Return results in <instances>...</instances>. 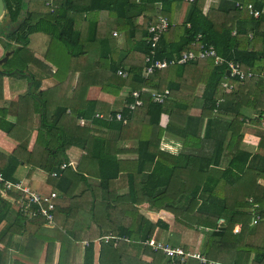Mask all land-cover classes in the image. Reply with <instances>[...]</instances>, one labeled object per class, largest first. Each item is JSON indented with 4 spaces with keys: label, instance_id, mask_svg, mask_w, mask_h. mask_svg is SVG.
I'll return each mask as SVG.
<instances>
[{
    "label": "trees",
    "instance_id": "obj_1",
    "mask_svg": "<svg viewBox=\"0 0 264 264\" xmlns=\"http://www.w3.org/2000/svg\"><path fill=\"white\" fill-rule=\"evenodd\" d=\"M204 1L3 0L4 16L10 17V23L1 20L0 36L6 41L2 42L4 49L13 51L6 61V70L32 77L29 95L33 107L28 113L39 115V127L34 146L27 151L34 128L27 121L24 141L18 143L14 159L8 157L0 170L11 177L20 156L32 167L52 172L67 161L66 150L76 146L87 149L106 172L117 170L103 176L108 188L120 167V161L109 152L111 139L128 140L137 155L135 168L140 177L139 185L136 174L129 176L134 200L143 196L151 210L174 206L189 212L195 222H183V227L203 234L199 253L205 261L188 258L184 264H208L222 251L234 252L232 264H264V184L259 183L264 182V0H216L207 8ZM247 4L259 10V16L249 14ZM24 9L27 12L19 26L8 28L16 26ZM162 17L169 25L157 41L153 56L166 59L168 65L144 77L145 58L151 50L148 29ZM38 32L57 41L55 71L26 48L29 35ZM186 50L196 55L199 51H212L213 55L178 63ZM46 57L50 55L46 54L44 60ZM230 63L245 74V79L230 76ZM30 65L39 74L49 73L56 84L49 90H40L41 81L29 70ZM96 69L110 71L100 90L113 100L85 97ZM118 70L126 76L118 75ZM134 90H143L142 105L131 110L128 104L133 101ZM151 92L164 94L163 101H154ZM194 107L200 109L199 114L191 113ZM118 113L121 120L116 118ZM163 114L167 119L161 125ZM80 118L85 125H79ZM248 120L257 126L259 137L253 152L241 145V127ZM22 121L18 125L17 120L5 122L4 130L8 134L21 133L23 130L17 127L21 128ZM166 134L181 140L179 152L160 148V138ZM210 168L222 169L217 176ZM248 198L258 206L253 210L236 207V199ZM110 201L122 203L115 194L100 201L105 202L104 206L92 204L86 226L62 225L68 231L64 239H57L60 224L55 219L54 227L48 228L43 218L25 219L19 214L21 226L13 229L6 225L0 229V264L9 263L7 251H15L21 258L12 259L10 264L38 260L47 235L56 238L53 236L47 245L46 261H51L49 253L58 247L57 241L59 253L54 264H65L66 249L80 242L77 235L84 229L89 235L83 247V261L70 264H94V241L113 230L110 220L129 217L128 207L117 208ZM10 207L11 203L0 196V225ZM104 208L105 213L100 211ZM134 210L139 217L135 228L120 225L111 232L120 239L100 240L98 264H171L161 251H150L143 243L152 236L159 239L168 224L162 219L147 220L137 208ZM56 212L57 209L54 218ZM28 223L39 226L29 229ZM236 225L239 230L234 232ZM15 233L21 237L17 242L12 240ZM166 242L178 246L172 238Z\"/></svg>",
    "mask_w": 264,
    "mask_h": 264
},
{
    "label": "crops",
    "instance_id": "obj_2",
    "mask_svg": "<svg viewBox=\"0 0 264 264\" xmlns=\"http://www.w3.org/2000/svg\"><path fill=\"white\" fill-rule=\"evenodd\" d=\"M215 2L216 0H205L204 7L207 8L209 5ZM114 33L115 32H113V34ZM37 56L38 54H36V57ZM41 60L45 62L43 58ZM18 76H21L23 78L10 79L8 77H4V80L1 79L2 81L0 82V166H5L7 164L8 157L10 159H14L12 155L14 154L18 143L24 141L23 138L28 133L27 121L32 122L34 126V128L31 130L30 137L27 142V151H30L33 148L38 133L37 130L39 127V115H30V113H28L30 112V108L33 107V102L30 99L32 97H30L29 95L33 85V83L31 85L29 83V81L32 80V77L30 76L31 79H29L24 74H18ZM109 76L110 71L105 69H96L93 78V86L91 85V88H88L85 97L97 98L101 101L113 100V97L102 93L100 88L98 89V94L95 95L93 92H91V94H94V96H87L88 91L92 89L94 85H102V83H104ZM35 78L41 81L40 90L42 91L49 90L56 84L55 80L50 76L49 73L39 74ZM201 89L202 86L198 87L196 93H201ZM117 109H119V107H117ZM199 111L200 109L198 107H194L191 109V113L194 115L199 114ZM165 117L167 119V115H165ZM22 119L23 121L21 122V128L17 127V129L23 130L21 133L12 131L8 134L4 130L6 128L5 122L15 123L17 120L16 125H18ZM165 122L166 120L163 123L161 122L160 124L164 125ZM252 122L253 121L248 120L245 122L246 124L241 127L242 129H244L241 145L243 148L249 150L250 152H253L257 149V144L259 142V137L255 132L257 126H254ZM260 127L263 128V126ZM252 137L255 138V141ZM159 146L166 151L177 153L181 148V140L166 134L165 136H162L160 138ZM109 152L115 155V157L120 161V167L118 176L109 181L108 188L104 186L102 178L104 175H106V173H108L109 175L115 174L117 170L112 169L111 171L106 172L105 169H101L98 166L97 162L92 158V156H90L87 149L76 146H70L66 150L67 161L72 162V166H69L63 170H60L59 168L58 170H54L56 172H60V175L58 177L51 176V173L53 171L47 172L38 167H32V165L29 164L26 160H22L20 156H18V158H20L21 160L17 158L18 165L16 166V169L14 170L11 177L4 175V171L2 172L0 170V172L3 174L5 179L21 182L23 185L29 186L31 190L37 191L38 193L55 192L57 194L56 198H54L53 200L55 204V211L57 209L54 219L56 221V224H60V232L57 235V239H64V235H68V231L62 225H67V227L69 228H71L72 224H78L80 225V227L86 226L85 224L87 222H90L89 208L92 206V204H95L97 206H104L105 202L100 203L101 200L109 196L115 197V194H117L119 197V201H121L122 203L113 204V201H110V203H112L113 206L117 208L128 207L130 213L128 215L129 217H127L126 219L118 217V220H110L112 221L110 222V229L117 230L120 228V225H125V228H127L128 226H132L133 228H135L136 224L139 222V217L135 215L134 210L135 208H137L138 213L147 220L156 221L157 219H162L165 223L168 224V229L164 231L162 230L160 238L156 240L166 242L168 241V239L172 238L173 240H175L176 245L178 246H186L185 248L187 249L199 251L200 244L203 240V234L201 233V231L183 227V222H186L188 224H192L195 222V218L189 212L175 208L174 206H164L161 209L151 210L149 208L148 202L143 198V196H141L136 201L132 197L129 189H132L133 184L131 179H129V176L131 174H136V183L140 185V177L139 175H137L135 168V160L137 158V155L133 149V144L128 140L120 142L116 141V139H111ZM0 169L2 168L0 167ZM221 169L222 168H210L209 170H213V173L217 174L218 176ZM259 183L264 184V182L262 181H259ZM0 196L3 197L8 203H11V207L8 210L9 212L7 214V217L0 225V229L4 226H12L13 229L18 228L19 226H21L20 215L22 217L24 216L16 208V205L14 204L15 202L12 201V197H19V193L12 192L5 194L0 189ZM95 201L96 203H94ZM130 203H133L131 207ZM234 203L236 207L247 208L250 210H253L258 206L257 203H250L249 198L246 200L236 199ZM100 211L105 213V208ZM117 212L119 211L117 210ZM115 214L116 213L114 210L113 215ZM152 215L156 217L152 219ZM24 218L27 219L26 217ZM99 221L103 222L102 219ZM54 224L48 226V228L54 227ZM26 226L27 228L32 229L39 225L36 226L34 223H28L26 224ZM105 227H107V224H105ZM113 230L109 231L107 235H112L111 232H113ZM88 235L89 234L85 229L82 231L79 230L77 239H80V242H76L66 249L65 264L81 263L83 261V247L88 243L86 240V236ZM53 236L56 238L55 235ZM52 237L47 235L43 239V248L39 254L38 260H30L26 262V264H54L57 262L60 245V243L57 241L55 243V247H58L56 249H53V253H49L51 255V261H46V248L47 245L52 242ZM152 237L155 239L154 236ZM20 239L21 237L19 236V234L15 233L13 235L12 240L14 242H17ZM100 240L102 239L98 238L94 241V264H98L99 261V252L101 249ZM2 250L3 245L0 243V252H2ZM149 250L152 251L150 248ZM6 254V257L10 256L9 263L7 264H10L12 259L16 261V258H19L17 252L15 251H7ZM233 257L234 252L222 251L213 261H218L220 264H225V262H231ZM41 259L42 261H40Z\"/></svg>",
    "mask_w": 264,
    "mask_h": 264
},
{
    "label": "built area",
    "instance_id": "obj_3",
    "mask_svg": "<svg viewBox=\"0 0 264 264\" xmlns=\"http://www.w3.org/2000/svg\"><path fill=\"white\" fill-rule=\"evenodd\" d=\"M246 9L248 10L249 14L257 17L260 14V11L254 9L251 4L245 5ZM168 21L166 18L162 17L159 18L158 22L155 25H151L148 29L150 33V55H147L145 58L146 66L144 67L143 76L147 77L149 74L153 73L157 69L165 68L168 65V61L166 59H157L154 55V48L156 47L157 41L160 39L161 35L168 29ZM206 55L212 56V51H199L196 55L194 51H183L181 56L177 60L178 63H186L191 60L196 59L197 56L203 57ZM216 62L220 59L217 57ZM230 66V76L238 77L239 79H245V74L238 69L237 66L233 64H229ZM118 75L122 77L126 76V73L122 70L117 71ZM226 82H224L225 85ZM143 90H134L131 93L133 97V101L128 104L129 109L133 110L136 107L142 105L141 94ZM167 93V91L165 92ZM153 96V100L161 103L164 99V94H157L155 92H151ZM97 117H102V114H96ZM116 118L118 120L122 119L121 114H116ZM125 121V120H124ZM79 124L84 123V119H79ZM69 166H72V162H62L59 165V169L63 170ZM60 172L53 171L51 176L58 177ZM0 189L3 193H19V197H12V201L15 202L16 208L22 213L24 217L27 219L32 218H43L46 225H53L54 224V198H56L57 194L55 192L50 193H38L37 191L31 190V188L27 185H23L21 182L10 181L5 179L3 174L0 172ZM253 222H256L255 220ZM236 225L235 227H237ZM237 231V229H236ZM121 237H114L113 235H106L103 236L102 240L105 242L110 239L118 240ZM127 240V238H124ZM145 245H147L153 251H161L167 257L170 258L171 264H184V262L188 258H196L200 262H204L205 258L199 253V251L191 250L184 248L183 246H173L170 243L165 241L156 240L153 237L143 241ZM208 264H220L218 261H209Z\"/></svg>",
    "mask_w": 264,
    "mask_h": 264
},
{
    "label": "rangeland",
    "instance_id": "obj_4",
    "mask_svg": "<svg viewBox=\"0 0 264 264\" xmlns=\"http://www.w3.org/2000/svg\"><path fill=\"white\" fill-rule=\"evenodd\" d=\"M1 20L2 19H0V23H1ZM3 41H5V39H3V37L0 36V58L3 57V55H4L3 58H6L9 55V54H7L8 51L4 49V46H3V43H2ZM12 45H14L15 47L19 46V44H16L14 42L12 43ZM55 45H57V41L53 40L50 36H48V35H46L44 33L38 32V33H32V34L29 35V44L26 46V48L29 51H31L34 54L35 57H36V54H38V56L36 58L38 60H40V61H42L41 60L42 58L44 59V56H46V54H49L50 57L49 58L46 57L47 59H45V62L46 63L48 62L49 65H52L50 67H51L52 71H55V66H54V63H53L54 56H56V47H55ZM1 50H2V52H1ZM1 66H0V71L5 69L8 66V63L4 64L3 68ZM29 70L33 74H36V77L39 75V71L33 65L29 66ZM4 77H6V78L8 77L10 79H22L23 78L21 76H18L17 74H7L6 76H3V74H0V82L2 81L1 79L4 80ZM92 84H93V82H92ZM100 86L99 85H94V87H92V89H90L88 91V93H87L88 95L87 96H92L93 97L94 94L95 95L98 94L99 93L98 89L100 88ZM91 92H93L94 94H91ZM165 120H166V117H165V115H163L161 117V122L163 123ZM79 125H81V126L85 125V121H84L83 124H79ZM253 140L255 141V138H253ZM155 217L156 216H153L152 219L155 218ZM236 229H237V231L239 230V225L237 227H234L233 231L237 232ZM40 261H42V259ZM233 261H234V257H233L231 262H225V264H232Z\"/></svg>",
    "mask_w": 264,
    "mask_h": 264
},
{
    "label": "water",
    "instance_id": "obj_5",
    "mask_svg": "<svg viewBox=\"0 0 264 264\" xmlns=\"http://www.w3.org/2000/svg\"><path fill=\"white\" fill-rule=\"evenodd\" d=\"M25 2L28 3L29 0H25ZM26 12H27V9H24V10H21V11H20L22 17L18 20V23L16 24L15 28L19 26L20 22L22 21L23 17L25 16V13H26ZM4 13H5V11H4V3H3V0H0V19H3V18H4V22H5L6 24H8V23H10V17H9L8 15L4 16ZM11 29H14V28H11ZM6 60H7V57L5 58L4 61H6ZM11 73L24 74V75H26V77H28L29 79H31L29 73H19V72L16 71V70L10 72V74H11ZM226 74H227V75L229 74V71H228V70L226 71ZM29 83H30V85H31V84L33 83V81L30 80ZM28 90H29V88H28Z\"/></svg>",
    "mask_w": 264,
    "mask_h": 264
},
{
    "label": "flooded vegetation",
    "instance_id": "obj_6",
    "mask_svg": "<svg viewBox=\"0 0 264 264\" xmlns=\"http://www.w3.org/2000/svg\"><path fill=\"white\" fill-rule=\"evenodd\" d=\"M8 28H15V26H14V24H12V25H9L8 26ZM13 43V42H12ZM8 52H7V54H9L8 56H7V59L9 58V57H11V55H12V50H7ZM6 54V53H5ZM11 54V55H10ZM3 57H4V55H3ZM3 57H1L0 58V66L3 68L4 66V64L6 63V61H4L5 60V58H3ZM3 75H6V74H10V72H7V70H6V68L5 69H3L2 71H0Z\"/></svg>",
    "mask_w": 264,
    "mask_h": 264
}]
</instances>
